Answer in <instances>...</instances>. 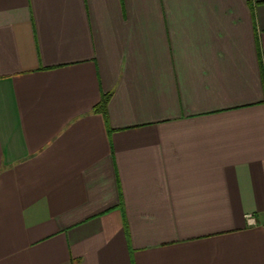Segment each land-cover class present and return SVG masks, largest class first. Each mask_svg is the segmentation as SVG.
Segmentation results:
<instances>
[{
    "label": "crops",
    "instance_id": "crops-1",
    "mask_svg": "<svg viewBox=\"0 0 264 264\" xmlns=\"http://www.w3.org/2000/svg\"><path fill=\"white\" fill-rule=\"evenodd\" d=\"M0 264H264V0H0Z\"/></svg>",
    "mask_w": 264,
    "mask_h": 264
},
{
    "label": "built area",
    "instance_id": "built-area-1",
    "mask_svg": "<svg viewBox=\"0 0 264 264\" xmlns=\"http://www.w3.org/2000/svg\"><path fill=\"white\" fill-rule=\"evenodd\" d=\"M251 220L253 221V219H252V218H250V221H251Z\"/></svg>",
    "mask_w": 264,
    "mask_h": 264
}]
</instances>
